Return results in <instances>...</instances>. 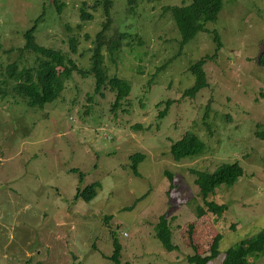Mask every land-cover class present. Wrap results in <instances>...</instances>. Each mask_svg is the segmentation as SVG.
<instances>
[{
  "label": "rangeland",
  "instance_id": "rangeland-1",
  "mask_svg": "<svg viewBox=\"0 0 264 264\" xmlns=\"http://www.w3.org/2000/svg\"><path fill=\"white\" fill-rule=\"evenodd\" d=\"M221 1L217 19L205 23L222 44L215 53L206 32L179 49L180 34L164 7L189 0H112L105 38H127L113 56L108 47L101 52L109 76L130 84L120 106L112 109L108 85L96 93L94 76L77 71L44 107H30L12 92L0 96V264H116L114 239L119 262L193 264L187 257L206 254L216 236L218 254L206 264H219L228 247L264 228V138L256 134L264 132V67L257 63L264 0ZM96 2L0 0V66L32 58L20 49L37 20V45L88 70L95 36L107 22ZM82 8L90 19L81 18ZM204 56H213L202 66L206 85L193 97L182 95L193 83L188 67ZM167 100L158 117L164 104H157ZM187 131L203 149L177 161L171 144ZM132 154H142L137 173ZM222 162L240 163L244 174L208 195L225 211L198 216L195 206H205L191 170L211 171ZM95 181L100 186L90 201L75 199L78 187ZM161 216L172 251L155 236ZM250 261L264 264V255Z\"/></svg>",
  "mask_w": 264,
  "mask_h": 264
},
{
  "label": "trees",
  "instance_id": "trees-1",
  "mask_svg": "<svg viewBox=\"0 0 264 264\" xmlns=\"http://www.w3.org/2000/svg\"><path fill=\"white\" fill-rule=\"evenodd\" d=\"M128 2V1H127ZM85 3V2H83ZM102 4L107 17V22L102 25V29L96 34L94 39V48L90 57L91 67L88 70L80 69L73 63L68 56L51 48L39 46L35 43L34 32L36 29V21L24 33L25 43L20 49L21 54L26 53L28 56L24 61L25 65L18 66L17 61L0 66V86L2 87V95L6 92H12L15 98L25 102L30 107H44L48 103H52L65 87L67 80L73 71H77L83 75L92 74L95 78L94 92L101 94V90L108 85L115 92V100L112 109L120 106L122 100L127 96L130 90V84L124 78L115 75L109 76L107 68L103 66V47H108V52L113 56L114 50H119V45L125 40V34L116 33L115 37L106 40L105 34L109 29L111 21L110 8L112 0H97L96 5ZM222 8L221 0H189L186 4L166 6L164 9L170 11L177 31L180 34L179 49L199 32H206L211 35V39L215 44V53H217L222 44L219 36L214 31L206 30L205 23L214 21L218 17V13ZM59 9V8H58ZM92 15L82 8V19H90ZM127 38V37H126ZM76 39H69V48L72 53L76 52ZM213 58V56H204L191 64L188 69L193 75V83L190 87L183 90L182 95L193 97L194 94L206 85L204 71L202 66L205 61ZM257 63L264 67V50L259 54ZM164 104L157 116H163L170 104V100L159 102L157 105ZM137 126V125H134ZM257 136L264 138V132L256 131ZM203 149V142L192 132H185L174 143L171 144L172 157L179 161L184 157L198 154ZM132 161V169L137 173L136 163L142 158V154H132L129 156ZM77 172V169L73 170ZM194 174V183L197 186L198 194L205 208L199 205L195 206L196 215L200 216L204 213L211 212L220 215L225 211L227 205L224 203L217 204L212 200H207L209 194H213L215 189L220 185L225 187L233 186L240 176L244 174V168L240 163L222 162L217 164L211 171L191 170ZM82 180V174L79 173ZM100 182L95 181L86 185L84 188L76 189L75 199L90 201L97 192ZM109 218V216H107ZM156 238H158L165 248L169 251L175 249V245L171 242V231L167 220L161 216L160 221L155 226ZM220 240L219 236L214 237L208 247V252L203 255L193 254L188 256V261L193 264H206L214 259L217 254V244ZM113 252L110 255L116 261V264H130L128 262H119V246L114 239ZM264 255V228L256 234L241 240L231 247H228L219 264H251L250 258H259Z\"/></svg>",
  "mask_w": 264,
  "mask_h": 264
}]
</instances>
